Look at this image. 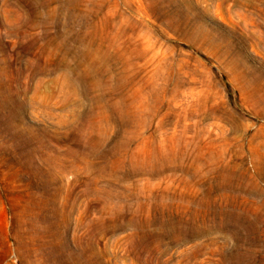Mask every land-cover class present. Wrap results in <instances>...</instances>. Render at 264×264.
<instances>
[{"label":"rangeland","instance_id":"rangeland-1","mask_svg":"<svg viewBox=\"0 0 264 264\" xmlns=\"http://www.w3.org/2000/svg\"><path fill=\"white\" fill-rule=\"evenodd\" d=\"M0 264H264V0H0Z\"/></svg>","mask_w":264,"mask_h":264}]
</instances>
